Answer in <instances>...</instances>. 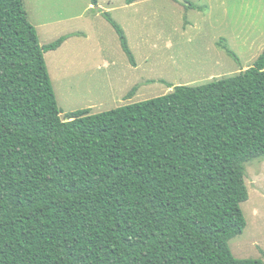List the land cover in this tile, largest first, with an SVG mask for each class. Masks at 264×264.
<instances>
[{
    "label": "trees",
    "instance_id": "trees-1",
    "mask_svg": "<svg viewBox=\"0 0 264 264\" xmlns=\"http://www.w3.org/2000/svg\"><path fill=\"white\" fill-rule=\"evenodd\" d=\"M71 36L41 46L23 0H0V264H264L229 248L264 159V53L233 78L62 120L45 54Z\"/></svg>",
    "mask_w": 264,
    "mask_h": 264
},
{
    "label": "rangeland",
    "instance_id": "rangeland-1",
    "mask_svg": "<svg viewBox=\"0 0 264 264\" xmlns=\"http://www.w3.org/2000/svg\"><path fill=\"white\" fill-rule=\"evenodd\" d=\"M23 2L41 46L72 35L45 54L62 120L80 110L101 114L166 96L178 86L233 78L264 53V0H98L97 7L90 0ZM104 13L124 31L136 65ZM223 40L239 61L220 47ZM245 184L246 228L229 248L237 259L264 263V159L247 165Z\"/></svg>",
    "mask_w": 264,
    "mask_h": 264
},
{
    "label": "water",
    "instance_id": "water-1",
    "mask_svg": "<svg viewBox=\"0 0 264 264\" xmlns=\"http://www.w3.org/2000/svg\"><path fill=\"white\" fill-rule=\"evenodd\" d=\"M182 2V1H181ZM184 4V2H182Z\"/></svg>",
    "mask_w": 264,
    "mask_h": 264
}]
</instances>
